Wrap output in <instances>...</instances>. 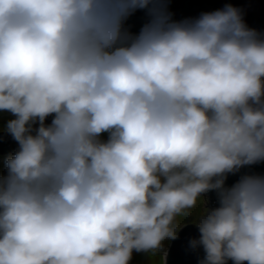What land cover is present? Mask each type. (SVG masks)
<instances>
[{
    "label": "clouds",
    "instance_id": "1",
    "mask_svg": "<svg viewBox=\"0 0 264 264\" xmlns=\"http://www.w3.org/2000/svg\"><path fill=\"white\" fill-rule=\"evenodd\" d=\"M0 112L18 144L0 174V264L166 260L189 223L199 264H264V176L226 186L264 162V34L240 9L176 21L165 0H0Z\"/></svg>",
    "mask_w": 264,
    "mask_h": 264
},
{
    "label": "water",
    "instance_id": "2",
    "mask_svg": "<svg viewBox=\"0 0 264 264\" xmlns=\"http://www.w3.org/2000/svg\"><path fill=\"white\" fill-rule=\"evenodd\" d=\"M167 10L176 21L197 18L201 13L212 12L222 9L225 4H231L241 10L243 20L246 25L264 34V0H165ZM148 17L145 11L138 10L126 21L125 27L132 33L138 34L142 26L147 22ZM47 123H51L49 117ZM18 148L10 135L0 133V156L6 157L14 153ZM242 175H262L264 176V162L256 165L245 166L236 175L229 174L226 186L235 184ZM209 198V208L218 207L215 192L206 194ZM200 233L196 227H185L178 234V238L171 244V249L167 253L165 264H199L203 259V248L193 250L190 241L199 239ZM229 264H232L229 261Z\"/></svg>",
    "mask_w": 264,
    "mask_h": 264
},
{
    "label": "rangeland",
    "instance_id": "3",
    "mask_svg": "<svg viewBox=\"0 0 264 264\" xmlns=\"http://www.w3.org/2000/svg\"><path fill=\"white\" fill-rule=\"evenodd\" d=\"M13 118L14 117L10 113L0 112V133L5 132L4 129L7 121ZM103 138L107 139V134H104ZM3 161L4 158L0 157V174L4 172ZM203 199L207 201L206 207L209 208V198L206 194H204ZM202 211H203L202 201H198L197 206L194 209H191L188 215H181L177 217L175 222L177 228L183 226L185 223L196 222L198 216L202 213ZM190 226L195 227L194 224L191 223L187 224V226L185 227H190ZM182 229L180 231H182ZM173 241L165 242V248L167 253L170 251L171 249L170 247ZM164 262L165 259H164L163 251H152V252H141V253H137L134 251L130 264H165Z\"/></svg>",
    "mask_w": 264,
    "mask_h": 264
}]
</instances>
